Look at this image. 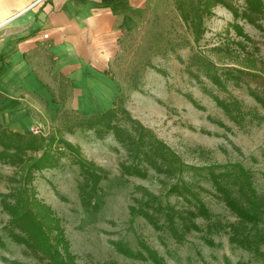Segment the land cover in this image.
I'll list each match as a JSON object with an SVG mask.
<instances>
[{
    "label": "rangeland",
    "instance_id": "obj_1",
    "mask_svg": "<svg viewBox=\"0 0 264 264\" xmlns=\"http://www.w3.org/2000/svg\"><path fill=\"white\" fill-rule=\"evenodd\" d=\"M107 73L109 114L66 109L28 130L40 148L21 153L23 167L0 158V264H155L132 255L148 257L141 243L163 264H264V244L258 256L229 241L238 219L212 179L241 165L264 194V0H147ZM41 154L46 165L28 173ZM82 160L102 171L95 189ZM179 180L197 197L177 194ZM142 205L202 206L210 218L194 217L179 241L175 218L150 209V222ZM215 219L222 228L208 232ZM248 228L264 232V214Z\"/></svg>",
    "mask_w": 264,
    "mask_h": 264
},
{
    "label": "crops",
    "instance_id": "obj_2",
    "mask_svg": "<svg viewBox=\"0 0 264 264\" xmlns=\"http://www.w3.org/2000/svg\"><path fill=\"white\" fill-rule=\"evenodd\" d=\"M147 0H0V128L26 134L64 110L112 107L107 73ZM73 110V111H74Z\"/></svg>",
    "mask_w": 264,
    "mask_h": 264
},
{
    "label": "trees",
    "instance_id": "obj_3",
    "mask_svg": "<svg viewBox=\"0 0 264 264\" xmlns=\"http://www.w3.org/2000/svg\"><path fill=\"white\" fill-rule=\"evenodd\" d=\"M112 109L113 108L110 107L101 113L92 114V115L85 116V117H87V120L88 119H91V120L100 119V118L105 117L107 114H109ZM86 123L87 124L85 125L87 126V128L93 127L92 124L91 126L90 125L88 126V122ZM97 130H100V129L97 128ZM9 139H13V142L9 141ZM33 139H36L35 135H33L30 132H27L26 134L11 133V132H6L4 129L0 128V147H1L0 148L1 149L0 158L5 159V160L7 159L10 162V164L20 165L23 167L24 166L23 159L20 158L21 153L28 151V150L35 151V149L40 148V145L37 146L36 143L33 142L34 141ZM12 158H13V161L11 160ZM145 158L147 160L148 166L154 169L157 168L155 165H152L153 163L151 160L147 159L146 156ZM40 161H44L43 154H41L37 159H35L34 162L30 163L29 165L30 170L28 169V173L31 171V167L34 169L36 167H39V166L42 167L46 165L43 163L37 165ZM173 164L171 165V168L169 169L171 171H172ZM80 166L84 167L83 170L88 176L87 178H89L90 185H92L93 187L92 189H95L97 186L98 180L101 178L99 175L100 173H102V171L94 170L89 165H87L86 162L83 160ZM132 167H134V165H132L129 168L134 170L133 174L139 175L141 173L139 169H136V167L134 168ZM127 168L128 167H125L124 170L126 171ZM158 171L160 170L158 169ZM95 172L98 173V176ZM182 172H183L182 164L175 161V167H174V170L172 171V175L173 176L176 175L177 179H179ZM211 175H214V174L211 173ZM90 177H91V180H90ZM92 177H94V179H92ZM212 179L214 182L213 184L214 189L219 194L220 199L224 202V204L231 210V212L238 219L236 222L229 223L228 225L230 228V232H231L229 235V241L235 244L236 246L244 247L246 250L253 252L255 255H258V256L262 255L263 253L259 251V249H260V246L264 244V232H261V231L251 232L248 228V225L250 226L255 225L263 219L264 194L257 193L255 187L253 186L250 172L244 169V167H242L241 165H238L236 167H233V169L226 168L223 172H219V176L215 175L214 177H212ZM88 184L89 183L85 182L84 187L88 186ZM232 186H234L235 188H232ZM174 188L177 189L176 191L177 194L181 193L185 197H187L188 195L196 196L193 192H190L189 184L184 183L181 180H179V182L176 181V185L174 186ZM81 200L83 202L85 201V195H81ZM16 206H18L17 203H16ZM159 207L151 208L146 205H142L140 207V209L142 210H139L138 212L141 216H145L148 220H150V222H152V220L150 219L152 217L148 216L145 213V211H149L150 209H152V211L154 212V214H156V216L161 213L162 214L161 216L163 218L164 217L168 218V221L172 224L173 222L171 221L173 220V218H175V220L178 221L177 225L179 226L178 228L171 227V234L173 237H175L179 241H181L184 238V235L187 232L198 229L197 224L194 222V217L201 215V216H205V218L206 217L210 218L209 211L207 212L203 211L202 206H197L196 209L188 208L185 210H182V209L173 210V209H169L166 207H163V208H159ZM167 209H169L170 212H165ZM134 210L135 212H137L136 209H132L131 211H134ZM221 228H222V225L220 224V221H218L217 219L213 221L209 220L207 224L208 232L218 231V229H221ZM141 246L144 248V251L148 254V257H143L139 255L141 253L132 254L131 252V254L141 259L149 258L153 260L155 264H163L161 261L162 260L161 257H157L155 253H152V250L147 249L146 246H144L142 243H141ZM105 264H116V263L108 262Z\"/></svg>",
    "mask_w": 264,
    "mask_h": 264
},
{
    "label": "built area",
    "instance_id": "obj_4",
    "mask_svg": "<svg viewBox=\"0 0 264 264\" xmlns=\"http://www.w3.org/2000/svg\"><path fill=\"white\" fill-rule=\"evenodd\" d=\"M29 130H33V128H32V127H30V128H29Z\"/></svg>",
    "mask_w": 264,
    "mask_h": 264
}]
</instances>
